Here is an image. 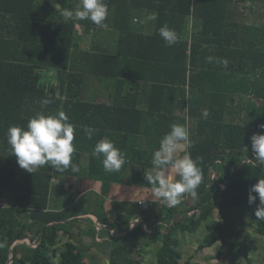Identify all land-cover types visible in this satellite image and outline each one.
I'll return each mask as SVG.
<instances>
[{
	"label": "trees",
	"instance_id": "1",
	"mask_svg": "<svg viewBox=\"0 0 264 264\" xmlns=\"http://www.w3.org/2000/svg\"><path fill=\"white\" fill-rule=\"evenodd\" d=\"M75 1L77 6L80 0ZM106 2V23L120 37L113 50L75 47L77 24L99 28L90 20L68 19L62 11L54 21L38 16L35 8L39 0L0 5V264H8L12 255L10 264H56V259L59 264H88V248L72 240L65 241L62 248L58 244L60 232L72 237L67 225L78 222L79 216L91 213L92 208L83 207L84 202L51 208L53 180L57 176L107 177L103 158L92 155L96 142L105 136L125 154L126 163L115 175L135 169L150 171L152 154L173 123H187L194 141L192 158H201L198 196L185 194L174 207L155 203L142 209L138 204L122 207L117 203L111 213L104 210L100 223H109L119 233L110 235L109 262L139 264L133 257L135 249L124 242L125 236L144 237L147 246L163 241L156 251V264H183L178 232L196 233L204 228L198 251L220 243L221 256L231 243L232 262L228 264H241L234 247L246 228L240 211L251 214L248 225L264 236V221L255 215L259 199L248 203L250 188L264 178V165L245 162L246 158L254 160L253 134H264L260 127L264 125V21L239 11H232L229 17L227 11L234 2L264 0ZM62 4V8L67 7V0ZM138 9L158 15L154 35L139 34L132 25V11ZM191 17L199 28L190 40L187 31ZM164 25L178 34L176 44L168 46L160 37L158 30ZM135 42L143 45L139 53L132 51ZM137 56V61L133 60ZM47 71H55L54 79ZM87 74L117 80L110 104L84 97ZM129 80L134 81L132 91L124 93ZM46 98L53 102L42 108L41 101ZM142 105H147L146 109ZM61 110L77 126L72 159L79 172H59L47 165L33 173L22 169L7 143L8 128H26L37 112L49 115ZM205 110L208 117L203 116ZM82 126L98 131L89 140ZM135 214L144 223L131 228ZM245 238L251 243L257 241L249 233ZM185 264L220 263L188 260Z\"/></svg>",
	"mask_w": 264,
	"mask_h": 264
},
{
	"label": "clouds",
	"instance_id": "2",
	"mask_svg": "<svg viewBox=\"0 0 264 264\" xmlns=\"http://www.w3.org/2000/svg\"><path fill=\"white\" fill-rule=\"evenodd\" d=\"M64 17L75 21L90 20L99 28L107 29L106 20L109 15V5L106 0H80L72 10H65ZM158 19L156 13H151L145 18V22ZM159 35L166 45L172 46L179 40L174 29L164 25L159 28ZM226 64V62H225ZM51 99H43L41 107L46 108L52 103ZM209 112H203L208 117ZM76 125L70 122L65 111L45 115L37 112L29 118L27 127L12 125L8 128L6 136L11 153L17 158L18 165L33 173L35 169L50 166L59 172L71 170L79 172V165L73 163V154L76 151L74 145ZM87 139L91 140L98 131L89 126H82ZM171 130L167 132L159 142V148L152 154L150 171L145 172V179L151 185V197L153 203H163L174 207L181 203L185 194L192 198L198 196L197 189L202 181V169L199 166L201 158H192L190 149L194 141L190 138L189 127L186 124L173 123ZM264 129V125H260ZM251 147L255 153L254 160L246 158L245 162H254L264 165V134L257 133L251 137ZM92 155L102 159L104 171L107 173L120 172L126 163L125 154L115 146V143L107 136L100 139L94 145ZM255 193V195H254ZM113 196L120 192L114 189ZM259 199L255 215L260 221H264V178L249 190L248 203L254 204ZM140 201L139 203H144ZM134 225H129L133 227Z\"/></svg>",
	"mask_w": 264,
	"mask_h": 264
},
{
	"label": "crops",
	"instance_id": "3",
	"mask_svg": "<svg viewBox=\"0 0 264 264\" xmlns=\"http://www.w3.org/2000/svg\"><path fill=\"white\" fill-rule=\"evenodd\" d=\"M13 1L14 0H0V5L10 6V4L13 5ZM39 1V5L35 8V11H38V16H46L47 18H51L53 21L58 18L57 12L62 11L63 14L65 10H72L76 7L75 0H67V7L64 6V8H62V2L65 0ZM27 10L29 11L31 8H28ZM229 10L230 11H227L229 17L231 16L232 11H239V13L244 12L246 17L249 15L248 12L251 11H253L255 15L256 11H258L259 14H264V2H234L231 4ZM151 13L152 12L148 11L147 9H138L132 11V25L135 27L137 33L145 35H154L156 33L158 27L157 20L145 22V18ZM198 28L199 23L194 17H191L187 31V37L190 40L193 38V35L195 32H197ZM76 37L75 47H79L84 50H89L94 46L113 50L116 48L120 39L118 32L114 28L113 30L110 28L89 29L81 24H77ZM140 47H143V45L135 42L132 45V51L139 53ZM137 59L138 56L133 60L137 61ZM227 61H229V59H227ZM225 62L226 60L224 57V68ZM53 76L54 74L50 75L49 77ZM94 78L96 79L93 80ZM86 79L87 76L85 78V85L82 91L84 97L91 101L105 102L110 104L117 80L113 78H100L95 76L92 79L91 85H88L86 83ZM223 81L224 83L228 81L224 74ZM48 82H50V79ZM51 83L55 84L56 82L51 80ZM133 84V80L127 81V83L124 84V93L132 91L131 88ZM146 107L147 105L141 106L142 109H146ZM145 172L146 171L141 169H135L128 172L126 171L123 176L120 174L115 175L114 173H109L107 177H101L100 179L57 176L59 179L57 180L56 177L53 180L52 191L50 195L51 208H69L78 202H84L83 207L85 208H92L91 213L80 215L79 217L81 219H79L78 222L73 225H67L69 232H73L72 229H74V231L79 235L75 236L73 234V236L70 237V233L67 232L66 241L72 240L77 244L88 248V254L91 256L92 260L98 258L97 256L100 254H105V256L107 255L109 257L112 247V238L110 235L112 234L115 237L119 235V233L109 223H100L99 215L102 214L104 210H106L108 213H111V210L117 203H120L123 207L124 205L131 206L132 204H138V201L142 199L152 201L151 185H149L145 179ZM114 189L119 190L120 200L118 196L112 195ZM109 216L111 217V215ZM135 220H138L139 223H144L141 216L135 214L134 218L130 222V225H133ZM146 229L148 230L147 226ZM123 239L125 244L131 248L130 239L134 238L124 236ZM106 262L110 264L109 260Z\"/></svg>",
	"mask_w": 264,
	"mask_h": 264
},
{
	"label": "rangeland",
	"instance_id": "4",
	"mask_svg": "<svg viewBox=\"0 0 264 264\" xmlns=\"http://www.w3.org/2000/svg\"><path fill=\"white\" fill-rule=\"evenodd\" d=\"M264 12V11H263ZM250 13V12H248ZM250 17H259L262 18V21H264V14H259L258 11L253 13L252 15L249 14ZM108 28L113 30V26H109ZM116 33V32H115ZM48 72V71H47ZM54 74L55 76V71L54 72H48V75ZM46 75V74H45ZM47 77V76H46ZM95 76L92 75H87L86 83L88 85H91L92 79ZM97 78V77H96ZM94 78L93 80H95ZM95 87V86H94ZM2 159V151H0V162ZM216 175L214 174V177ZM57 180L59 177L56 178ZM56 180V181H57ZM55 181V182H56ZM240 214L243 217V222L246 224L245 232L241 235V237L234 242V247L237 250L239 261L241 264H264V236L257 234L254 229L249 226V222L251 220V214L248 212H242L240 211ZM220 216V213L217 211L216 212V217L218 218ZM235 218L237 219L238 222H240V218L235 214ZM135 222V221H134ZM133 222V224H134ZM136 226V225H135ZM73 230V234L75 236H78L77 232ZM152 233V231H149ZM163 232H167V229H165ZM205 229H201L196 233H181L178 232L179 237L182 241L181 243V250L184 254V258L182 260V263L185 264L186 261L188 260H193L198 261V262H214V263H220V264H228L232 262V258L230 255V250H231V243L227 246L225 254L219 256V250L221 247V244L218 243L214 247L211 248H206L202 251H198V245L199 241L202 239L203 235L205 234ZM246 233H249L252 238H256L257 241L255 243H251L245 238ZM61 240L58 244L59 248H62L64 245V242L67 240V235L64 234V232H60ZM26 241H29L28 239H25ZM23 240H19L18 242H22ZM148 239H145L144 237H138L134 239H130V246L131 248L135 249V252L133 254V257L139 262V264H156L157 259H156V251L158 246L163 242L159 241L158 243H154L151 246H147ZM30 242V241H29ZM161 242V243H160ZM32 243V242H31ZM34 246L36 244H33ZM247 252V257L245 253ZM95 260L91 259V256H88L87 258V263L88 264H108L109 257L105 254H100L97 256ZM251 260V262L249 261ZM56 264H59V259L55 260Z\"/></svg>",
	"mask_w": 264,
	"mask_h": 264
},
{
	"label": "built area",
	"instance_id": "5",
	"mask_svg": "<svg viewBox=\"0 0 264 264\" xmlns=\"http://www.w3.org/2000/svg\"><path fill=\"white\" fill-rule=\"evenodd\" d=\"M140 201H144V199H142V200H140ZM140 201H138V204H139V206L142 208V209H149L152 205H154L155 203H153L152 201H149V200H146L145 199V202L144 203H139ZM159 203V202H158ZM160 204V207H162V206H164L165 204H163V203H159ZM137 223H139V221L138 220H135V222H134V226L137 224ZM133 226V227H134ZM99 229H100V227H99Z\"/></svg>",
	"mask_w": 264,
	"mask_h": 264
},
{
	"label": "water",
	"instance_id": "6",
	"mask_svg": "<svg viewBox=\"0 0 264 264\" xmlns=\"http://www.w3.org/2000/svg\"><path fill=\"white\" fill-rule=\"evenodd\" d=\"M53 88V87H52ZM53 90V89H52ZM214 174H215V172H213V175H212V178H214ZM25 240V239H24ZM30 242H31V240L30 239H28ZM13 259V255H12V257H11V260ZM11 260H10V262H11ZM10 262L8 263V264H10Z\"/></svg>",
	"mask_w": 264,
	"mask_h": 264
}]
</instances>
